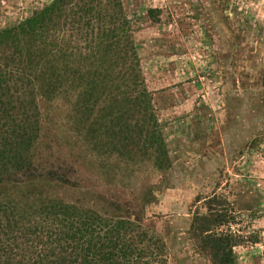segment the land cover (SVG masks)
<instances>
[{"label": "trees", "instance_id": "obj_1", "mask_svg": "<svg viewBox=\"0 0 264 264\" xmlns=\"http://www.w3.org/2000/svg\"><path fill=\"white\" fill-rule=\"evenodd\" d=\"M62 109L74 141L91 154L171 168L123 0H51L0 29V264H167L165 243L140 212L57 194L52 183L65 176L39 157L44 118ZM219 205L209 199L188 230L210 264H238L233 249L257 236L221 230L228 218Z\"/></svg>", "mask_w": 264, "mask_h": 264}, {"label": "rangeland", "instance_id": "obj_2", "mask_svg": "<svg viewBox=\"0 0 264 264\" xmlns=\"http://www.w3.org/2000/svg\"><path fill=\"white\" fill-rule=\"evenodd\" d=\"M50 1L0 0V29ZM123 7L171 168L97 157L74 141L65 109L53 110L44 116L39 160L65 176L55 191L86 207L140 212L165 243L167 264H210L188 229L214 197L228 218L221 230L257 236L233 249L238 264H264V0H123Z\"/></svg>", "mask_w": 264, "mask_h": 264}]
</instances>
